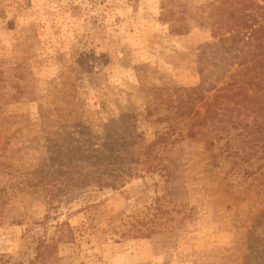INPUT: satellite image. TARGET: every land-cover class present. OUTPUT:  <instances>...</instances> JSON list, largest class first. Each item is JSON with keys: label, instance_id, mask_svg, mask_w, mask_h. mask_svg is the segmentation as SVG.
<instances>
[{"label": "rangeland", "instance_id": "obj_1", "mask_svg": "<svg viewBox=\"0 0 264 264\" xmlns=\"http://www.w3.org/2000/svg\"><path fill=\"white\" fill-rule=\"evenodd\" d=\"M240 9L0 0V254L27 264L38 238L66 223L73 239L58 245L57 264H264V134L251 123L264 118L248 112L245 146L238 125L219 139L213 127L188 136L236 70L216 26ZM178 102L190 115L176 142L141 154ZM86 175L114 186L86 187Z\"/></svg>", "mask_w": 264, "mask_h": 264}, {"label": "trees", "instance_id": "obj_2", "mask_svg": "<svg viewBox=\"0 0 264 264\" xmlns=\"http://www.w3.org/2000/svg\"><path fill=\"white\" fill-rule=\"evenodd\" d=\"M238 4L241 9L234 22L225 23L219 19L218 26H216V33H222L223 35V43H228V47L234 49L236 52L234 58L236 70L230 75L229 81L218 89V91L223 93L215 96L212 101L205 102L206 109L204 113L200 114L197 110L196 114H194L197 122L191 124L190 127L197 126L200 129L196 132L191 129L188 132L190 138H195L196 134L201 132L202 129H206L204 134L207 135L210 128L213 127V130L216 131L217 139H219L225 133L229 134L230 128L238 125L242 129L241 133L237 136L245 138L244 141H240L245 146L249 141V134H252L248 130L250 124L246 122L248 112L264 118V0H238ZM168 13H172V11H168ZM17 74L18 82L15 86L18 90H22L19 81L25 80L24 71L18 70ZM3 76L4 73L0 70V88H3L6 82ZM14 79L15 75L11 81L13 82ZM234 90L236 91L234 92ZM158 91L162 92L163 90ZM20 93L22 94V92ZM172 102L171 100L170 104ZM177 104L173 112L169 111V122L163 131L158 133L156 138L149 144L139 143L137 149L141 154L151 155L157 148L165 146L169 142H176V139L172 140V138L176 131L180 129V122L182 121L179 120H186L190 115L182 103L178 102ZM241 115L243 116L241 117ZM244 121L246 123L242 124ZM251 123L259 134H264V124L255 119ZM136 137L139 138L138 136ZM235 142L233 136H228V140L226 141L227 149L231 150ZM206 143L210 147L214 144V142L210 141H206ZM135 145L137 143L133 142L132 146L134 148ZM241 149L242 153L248 155L243 147ZM84 178L86 187L93 184L94 187L103 189L113 184L111 179V181H104L99 179V177L93 179L91 175H86ZM112 178L119 181L118 176L115 174L112 175ZM80 182L79 180L78 183ZM47 188L49 193L48 201L49 203H53L57 195L53 191L54 186L50 185ZM40 224L43 226L46 225V222L42 221ZM65 226H67L66 223L57 224L55 226V235L51 238L46 237V234L40 236L34 249L35 256L27 264H57L58 245L73 239L72 229L68 226L65 229ZM46 232L47 228L44 233ZM0 264L23 263L12 262L9 255L0 254ZM249 264H257V262Z\"/></svg>", "mask_w": 264, "mask_h": 264}]
</instances>
